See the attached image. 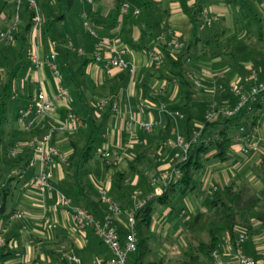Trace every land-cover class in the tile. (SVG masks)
<instances>
[{
	"label": "crops",
	"instance_id": "0c3cea01",
	"mask_svg": "<svg viewBox=\"0 0 264 264\" xmlns=\"http://www.w3.org/2000/svg\"><path fill=\"white\" fill-rule=\"evenodd\" d=\"M3 1L2 9L17 2ZM57 1L55 4L52 1L53 5ZM120 2H126L130 10L138 9L139 15H121L116 0L89 1L92 7L81 14V19L86 27L89 22L93 35L77 50H61L64 47L61 40L56 43L43 40L40 30L32 35L30 28L27 57L19 62L11 84L17 108L26 107L40 91L47 100H52L61 88L67 91L68 98L57 101L41 117L29 113L25 120L16 118L13 124H6L14 131L7 129L0 145L1 151L3 141L7 140V152H0V240L4 241L0 264H74L72 259L80 264L109 261L112 255L107 247L91 228L79 231L71 212L75 208L89 210L101 227L109 217L108 227L123 236L129 228L128 215L163 190L167 180H162V176L173 174L178 139L185 142L186 124L181 113L191 118L188 128L191 134H196L208 112L216 111L210 120L213 121L221 117V109L230 110L236 105L237 97L230 88L239 84L244 91L248 89L250 67L257 73L258 81L264 79V2L146 0V7L136 0ZM18 4L16 10L20 11L22 2ZM68 5L72 7L73 1L69 0ZM44 6H39L41 17L36 6L43 28L49 22L47 16L51 21L60 16L58 24L65 22V16L54 15L53 10L45 15ZM23 8L27 9V5ZM196 9L203 12L204 24L205 20L210 21L196 30L197 37L210 45L205 49L207 56L185 63L183 84L168 66L166 54L174 57L164 53L163 44L192 41L191 18ZM14 20L12 24L11 15L1 13L0 25L6 24L0 33L10 28L20 33L24 26L17 17ZM11 47L13 51L6 55L0 41V83L5 82L1 75L18 63L13 55L18 47L16 41ZM116 53L127 69L109 65ZM51 54L60 71L58 80L47 65ZM101 103H105L102 109ZM110 104L116 106L115 112ZM261 106L264 110V98ZM70 114L76 117L74 124L68 120ZM145 123L152 125L149 132L141 128ZM92 132L96 153L100 148L119 153L115 167H105L96 155L87 162L79 161ZM245 134L235 132L224 162L210 160L195 173L192 192L177 194L171 207L156 206L151 225L176 233L179 224L185 227L196 214L209 209L213 193L229 186L245 185L253 194L263 193L257 169L264 156V116L250 133L258 148L248 155L241 152L240 139ZM44 139L56 149L58 157L41 167L33 161L36 154L31 144ZM213 153L211 150L205 157ZM70 157L74 158L66 162ZM41 168L50 174L51 192L39 193L35 188V176ZM115 172L125 175L121 189L113 185L111 177ZM154 179L157 182L152 184ZM102 189L119 208L118 215H109L108 207L101 201ZM16 212L22 213V218H14ZM254 221L250 222L249 235L255 231L254 244L259 247L264 244V232L259 231L264 230V224ZM225 237L224 242L228 239ZM218 249L231 254L226 253L228 249L223 242ZM245 250L241 249L242 254L252 259Z\"/></svg>",
	"mask_w": 264,
	"mask_h": 264
},
{
	"label": "trees",
	"instance_id": "16d2710c",
	"mask_svg": "<svg viewBox=\"0 0 264 264\" xmlns=\"http://www.w3.org/2000/svg\"><path fill=\"white\" fill-rule=\"evenodd\" d=\"M136 1L140 5H143V7H146V0ZM116 3L119 4L120 11L121 5L123 3H121L120 0H116ZM25 10L29 11L30 17L28 19V22L20 33L16 30L12 31L13 39L14 41H16L18 46L17 50L14 49L15 52L13 53V55L15 57V60H18V63L13 68H9V72L5 75V82L0 83V145L2 142L1 137L3 134V127L7 121L6 100L9 95L12 96L14 93L11 89L12 81L17 76L19 66L23 57H27V35L33 25V19L36 15L35 9L31 8V6L29 5V0L27 9ZM59 20H61L60 16L52 20L51 22L55 23ZM191 21L193 23L192 41L188 44L184 43V46L173 55L174 58L171 59L166 54L168 66L173 69L172 72H175L174 76L176 77V80L179 83L183 84H185V79L183 76V67L185 63L192 59L197 60L207 56V51L205 49L206 46L210 45L209 41H202L197 37L196 30L198 31L199 27L205 25L203 23V12L201 11V9H196L195 12L192 13ZM45 28L46 30L50 28L49 23L45 25ZM0 41L2 42L3 47L6 51V55H9V53L13 51L11 43L6 44L4 40ZM168 42L169 41H166L163 44V50L165 51H163L164 53H170V48H168L167 46ZM10 59L11 58L9 56L8 60ZM249 81L251 83L250 86H248V89H245V91L243 90V92L247 95H249L250 88L255 84V82L251 81L250 78ZM256 81H258L257 76ZM263 98L264 93H260L254 98H251V96H249L246 103L235 110V107L238 104L237 97L236 105L230 108V111H232L231 115L228 116L222 114L221 117L216 120H205L201 130L196 134H191V131L188 128V124L191 121V118L186 114L181 113V116L183 119H185L184 121L186 124V131L184 135L185 142H183V144H187L188 147L186 151L183 152L182 146H178L175 155H178L179 157L175 158L174 155L175 164L173 166V170L178 172L179 177L175 179L172 176L169 180H167V183H165L163 190L159 194H154L140 206L134 208V210L132 211V231L135 235L137 249L136 252L129 257V261L131 262V264H162L146 262V257L149 254V227L152 222L154 208L156 206L171 207L173 200L177 194H186L188 192H192L195 188L193 181L195 173L200 171L203 168L204 164L208 161L216 160L224 162L227 158V151L235 139V132L245 134L246 131L247 135H251L250 133L254 131V129L264 116V110L261 106ZM28 105L17 110V119L19 118V111L26 110ZM113 106L114 105L110 104V109L115 112V110H113ZM241 128L243 129L242 132L240 131ZM94 136L95 133L92 132L90 137H88L82 155L78 158L79 161L81 160L82 162H87L96 155L105 165V167H115L113 166L114 163H105V161H103L99 157L98 151L104 150L105 148H100L97 153L95 152V148L93 147L95 140ZM106 150L111 151V149ZM211 150H214V153L210 157H205ZM56 158L57 157L52 158V161ZM72 158L74 157H70L66 162L72 160ZM1 161L2 156L0 155V163ZM28 164L29 162H26V166ZM257 175L264 187V156L261 158L260 164L258 166ZM111 179L113 185L121 189V183L123 182V180H125V175L124 173L115 172L112 175ZM261 194H264V190ZM244 196L245 191L243 189L235 188L233 186H229L222 191L215 192L211 196L209 209L206 212L196 214L190 220V222L185 225L186 230L194 237H198L203 233L207 234L209 241L203 247L205 255L210 256L211 251L218 249L219 242L222 240V237L224 235H226L228 239L232 243H234L236 240L237 226H241L245 229L244 232H247V234H249L250 222L252 220H257L259 222H263L264 224V220H262L259 215L256 216L255 212H253V207L257 200L248 199L244 201ZM1 210L2 209L0 208V211ZM87 211L91 215H93L89 210ZM195 262L196 259L193 257L189 263L183 264H195Z\"/></svg>",
	"mask_w": 264,
	"mask_h": 264
},
{
	"label": "built area",
	"instance_id": "2783aa9c",
	"mask_svg": "<svg viewBox=\"0 0 264 264\" xmlns=\"http://www.w3.org/2000/svg\"><path fill=\"white\" fill-rule=\"evenodd\" d=\"M21 0H17V3H19ZM91 1V0H88ZM190 1V0H189ZM261 2H264V0H258ZM29 5L35 9L36 13V4L34 0H29ZM120 13L123 16H127L129 14L133 16H137L139 14L138 9H132L130 10L129 5L124 2L121 5ZM83 19H86L83 17ZM40 17L36 13L34 19H33V25H32V35H34L39 27H40ZM205 24L209 25L210 21L205 20ZM14 29L10 28L5 33H0V40H4L6 44L13 43L14 39L12 36V31ZM91 35H93L92 31H89ZM168 48H170V53L175 54L177 53L183 46V42L179 41H169L167 43ZM116 56L111 58L109 60V65L113 68H120V69H126L127 65L124 64V62L120 59L119 53L115 54ZM33 61V58H31ZM99 59H97L98 61ZM35 62V61H33ZM48 68L51 71V74L53 78L56 80L60 77V72L58 70L57 64L55 62V56L53 54L49 55L48 62H47ZM132 72V71H130ZM249 72V78L251 81H254L255 84L253 87L250 88L249 95L243 92V88L239 84H234L231 86L230 91L232 94L238 97V104L235 107V110L243 106L247 98L251 96V98L257 96L260 93H264V79L262 81H256L257 73L255 70H253L251 67L248 69ZM68 98V93L64 89L59 88L56 96L52 100H47L44 96L43 92H38L37 95L32 98L30 104L26 108V110H20L19 111V119L25 120L27 115L29 113H33L36 117H41L45 110L53 106L57 101L61 99ZM105 103L100 104V108L104 106ZM116 106H113V110L116 111ZM232 111L228 109H221L220 114L223 115H231ZM216 114V111L212 110L207 113L206 120H211ZM68 120L72 121L73 124L76 122V117L73 114L68 115ZM27 127L29 124L26 125ZM141 128L149 132L152 128V125L150 123L141 124ZM240 131L242 132L243 129L241 128ZM242 146H241V152L244 155L250 154L252 151H256L258 148L257 140L253 137V135H247L245 134L240 139ZM179 146H182L183 152L186 151L188 145L180 143V139H178ZM31 147L34 149V152L36 154V157L33 159L35 163H38L41 167H44L48 165L52 158L58 157V153L54 147L51 145H48L47 141L40 140V141H34L31 144ZM14 151H12L11 156H14ZM99 157L105 161V163H116L118 161L119 154L117 151L114 150H99L98 151ZM179 157L178 155H175V158ZM172 176L176 179L179 177V174L177 171H173V174L171 176H162L161 179L166 181L169 180ZM157 179H154L152 181V184L156 183ZM35 188L39 193H47L52 191V187L50 184V174L44 170L40 169V171L35 176ZM136 196V193L133 194V197ZM100 197L101 201L108 207V212L110 216H116L120 213L119 208L107 197V192L105 189H102L100 191ZM61 201L65 204H68V200L61 199ZM14 218H22V213L16 212L14 213ZM71 218L75 225V227L79 231H84L86 228H91L95 235L99 238L100 242L107 247V249L110 251L112 258L109 261L103 262L100 260H97L94 264H127L129 261V257L133 255L136 252V239L135 235L132 231L133 226V215L132 212L128 215V232L125 233L123 236H120L116 231L108 227L109 217L106 218V223L103 227L100 226L99 222L91 215L87 210L82 208H75L71 212ZM247 240V235L244 231H237L236 234V240L234 243H232L229 239L225 240L226 248L230 251V255L223 254L219 249H215L211 251L210 253V260L212 264H264V262L255 261L252 259H249L245 257L242 254L241 251V245ZM4 246V241L0 240V247ZM74 264H80L78 260L72 259Z\"/></svg>",
	"mask_w": 264,
	"mask_h": 264
},
{
	"label": "rangeland",
	"instance_id": "374dc122",
	"mask_svg": "<svg viewBox=\"0 0 264 264\" xmlns=\"http://www.w3.org/2000/svg\"><path fill=\"white\" fill-rule=\"evenodd\" d=\"M34 1L36 3L38 14L40 15V17L42 16V13L39 9V6L45 4V8L42 9L45 15L47 14L46 12L53 10L52 12L54 13V15L59 16L62 14L66 18L64 23L58 24V22H51V20L47 16L46 19L49 20L48 23L50 25V28L46 30V28H43V26H41L40 24V27L38 29L42 32V35L44 37L43 40L46 39V41H53L54 43L61 40L64 44V47H61V50L68 51H71L72 48L73 50H77L81 48L84 43L89 42V39H91V34L89 33V31H91V25L88 22V27H86V24L81 19V14L83 12H88L92 7V4H90L88 0H72V7L68 5L69 0ZM52 1L54 2V4L57 1V4L53 5ZM101 1L108 2L111 0ZM21 2L22 5L18 7L20 11H17L16 8L17 5H19L17 2H13L12 4L2 9V7L4 6V1L0 0V14L3 12H5L6 14H10L12 24L15 21L14 19H16L17 17V19H19L20 21L19 24H23L22 26H25L30 15L29 11L25 10V8L23 7L26 5L28 6V0H22ZM5 24L6 23L0 25V29H5ZM1 76L5 78V74ZM17 107V102L13 100V97L11 95H9L6 100V124L11 125L15 122L18 109ZM6 124L3 127L4 133L2 134V139H5L7 129L8 131L12 129L9 127V125L7 127ZM5 150H8L7 140L3 141L0 152L4 154L7 152H5ZM239 188L245 191V196L243 198L244 201L248 199L257 200L253 207V212H255L256 216L259 215L262 220H264V194H253L245 185H241ZM174 216L175 214L172 217ZM254 222H257V220H255ZM181 225L179 224V230L176 233H171L168 230L162 229L161 227L158 228L157 224L150 225L148 241L149 254L146 257V262L162 264H183L189 263L190 260L194 257L196 259L195 264H212L210 256L205 255L203 251L204 245H206L209 241L207 234L203 233L198 237H194L186 230L185 227ZM244 230L245 229L241 226H237V231L241 232ZM259 231L264 232V230H260V228ZM245 234L247 235V240L244 242V245H241V249L245 250L246 248H248L247 250H245L246 252H244L248 254L249 257H251L255 261L264 262V244H260L259 247L258 245L254 244V241L256 239L255 231L252 236L247 234V232H245ZM222 242L224 243V240H221L219 242V246L220 244H222ZM228 252L230 251L227 250L226 253ZM77 256L81 258L80 253H77ZM127 264H131V262L128 261Z\"/></svg>",
	"mask_w": 264,
	"mask_h": 264
},
{
	"label": "bare ground",
	"instance_id": "6f19581e",
	"mask_svg": "<svg viewBox=\"0 0 264 264\" xmlns=\"http://www.w3.org/2000/svg\"><path fill=\"white\" fill-rule=\"evenodd\" d=\"M52 161V160H51ZM237 232V231H236ZM234 241V240H233Z\"/></svg>",
	"mask_w": 264,
	"mask_h": 264
}]
</instances>
